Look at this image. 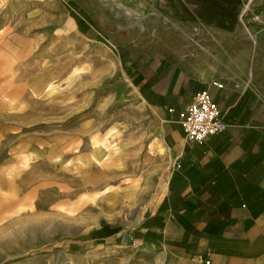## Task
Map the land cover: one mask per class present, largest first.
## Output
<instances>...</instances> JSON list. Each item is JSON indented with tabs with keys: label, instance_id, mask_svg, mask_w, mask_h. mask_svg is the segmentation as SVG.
Returning <instances> with one entry per match:
<instances>
[{
	"label": "rangeland",
	"instance_id": "374dc122",
	"mask_svg": "<svg viewBox=\"0 0 264 264\" xmlns=\"http://www.w3.org/2000/svg\"><path fill=\"white\" fill-rule=\"evenodd\" d=\"M74 17L66 0H0V264H136L133 252L107 259L100 235L148 217L151 166L164 152L116 52L132 40ZM180 35L173 27L156 40L188 46L168 58L193 73L242 77L213 40ZM133 185L132 202L96 199ZM132 207L146 217L131 219Z\"/></svg>",
	"mask_w": 264,
	"mask_h": 264
},
{
	"label": "crops",
	"instance_id": "0c3cea01",
	"mask_svg": "<svg viewBox=\"0 0 264 264\" xmlns=\"http://www.w3.org/2000/svg\"><path fill=\"white\" fill-rule=\"evenodd\" d=\"M66 1L79 23L132 40L116 52L164 152L151 166L148 217L128 233L102 230L106 258L133 252L136 264H264V0ZM173 27L182 39L213 40L242 77L207 67L193 73L168 58L189 49L156 41L172 38ZM202 91L225 129L193 143L179 113Z\"/></svg>",
	"mask_w": 264,
	"mask_h": 264
},
{
	"label": "built area",
	"instance_id": "2783aa9c",
	"mask_svg": "<svg viewBox=\"0 0 264 264\" xmlns=\"http://www.w3.org/2000/svg\"><path fill=\"white\" fill-rule=\"evenodd\" d=\"M254 20L257 21V18ZM179 123L186 140L193 143H201L225 129L221 111L212 102L207 91L197 93L192 102L179 113Z\"/></svg>",
	"mask_w": 264,
	"mask_h": 264
},
{
	"label": "bare ground",
	"instance_id": "6f19581e",
	"mask_svg": "<svg viewBox=\"0 0 264 264\" xmlns=\"http://www.w3.org/2000/svg\"><path fill=\"white\" fill-rule=\"evenodd\" d=\"M118 150V149H117ZM117 150L113 151L111 153V156L115 155L117 153ZM110 156V155H109ZM135 186H129L126 187L122 192L118 193L117 191L112 192L111 195L109 197L106 196H102V197H97L96 199H99V201L107 203V204H115L116 202H132L136 199L137 194H135ZM106 194V189L104 190H98L95 192L96 195L98 194ZM130 217H132L131 219H134L137 222H140L144 217H146L147 213H148V209L141 207L138 210V207H132L130 208Z\"/></svg>",
	"mask_w": 264,
	"mask_h": 264
}]
</instances>
